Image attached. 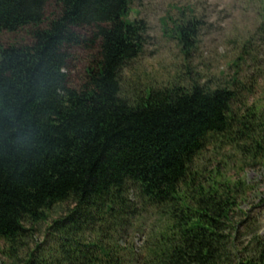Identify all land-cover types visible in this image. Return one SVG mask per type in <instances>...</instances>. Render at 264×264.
<instances>
[{"label": "trees", "instance_id": "trees-1", "mask_svg": "<svg viewBox=\"0 0 264 264\" xmlns=\"http://www.w3.org/2000/svg\"><path fill=\"white\" fill-rule=\"evenodd\" d=\"M50 1L60 11L41 28ZM136 1L0 0V31L33 27L32 43L0 48V264H264L242 207L253 186L228 175L226 154L264 165V111H236L233 81L126 96L122 73L147 42V24L129 19ZM173 21L187 53L197 20ZM87 44L97 52L76 88L71 49ZM64 204L52 243L36 242Z\"/></svg>", "mask_w": 264, "mask_h": 264}, {"label": "rangeland", "instance_id": "rangeland-1", "mask_svg": "<svg viewBox=\"0 0 264 264\" xmlns=\"http://www.w3.org/2000/svg\"><path fill=\"white\" fill-rule=\"evenodd\" d=\"M59 11L58 5L50 1L40 27L46 28ZM180 18L197 20L196 45L187 53L172 35L173 19ZM129 19L147 24V42L144 52L122 73L126 96L170 83L188 85L195 80L201 83L212 80L215 86L233 81L232 88L239 100L236 111L250 107L264 111V0L136 1L131 4ZM32 29L26 26L16 32L0 31V48L32 43ZM79 32L86 38L92 35L87 29ZM96 52V46L90 44L71 49L67 71L73 87L81 88L85 84ZM232 151V148L226 150V154L234 156L228 175L245 177L253 186L242 207L255 218L253 227L264 236V165L249 162L242 168L237 161L239 155ZM211 153L206 152L205 156ZM66 208L65 204L55 207L49 212V220L36 226V242L46 246L52 243L47 237L49 224ZM131 241L137 247L145 243L140 233L133 235ZM0 257L5 259L1 254Z\"/></svg>", "mask_w": 264, "mask_h": 264}]
</instances>
